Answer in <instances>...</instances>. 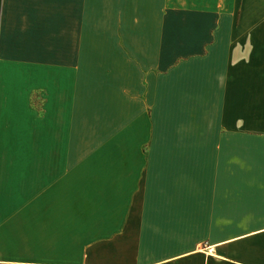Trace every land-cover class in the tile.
Segmentation results:
<instances>
[{
	"label": "crops",
	"instance_id": "0c3cea01",
	"mask_svg": "<svg viewBox=\"0 0 264 264\" xmlns=\"http://www.w3.org/2000/svg\"><path fill=\"white\" fill-rule=\"evenodd\" d=\"M0 264H264V0H0Z\"/></svg>",
	"mask_w": 264,
	"mask_h": 264
}]
</instances>
